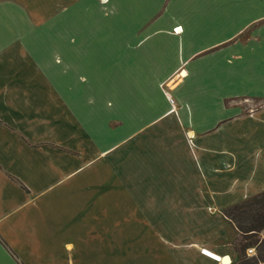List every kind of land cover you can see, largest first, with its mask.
<instances>
[{
	"label": "crops",
	"instance_id": "obj_1",
	"mask_svg": "<svg viewBox=\"0 0 264 264\" xmlns=\"http://www.w3.org/2000/svg\"><path fill=\"white\" fill-rule=\"evenodd\" d=\"M261 192L264 0H0V264H222Z\"/></svg>",
	"mask_w": 264,
	"mask_h": 264
},
{
	"label": "rangeland",
	"instance_id": "obj_2",
	"mask_svg": "<svg viewBox=\"0 0 264 264\" xmlns=\"http://www.w3.org/2000/svg\"><path fill=\"white\" fill-rule=\"evenodd\" d=\"M180 76V73H179ZM181 77V76H180ZM78 89H82V88H78ZM108 139H109V152L106 153L105 155H103L102 157L105 158L109 164L108 165V175H109V190H116L118 188V185L116 183V176L118 173V159L116 157V143L117 141V122L116 120H109L108 121ZM100 137V136H99ZM131 141V139H130ZM99 146V145H98ZM132 163V160L129 159L128 161L126 160L124 164L126 163ZM124 166L122 165L121 162V174H123V171H125V174H128L127 177H125V182H124V190L125 191H131L134 188L142 189V186L140 187L139 184H135L131 181V176H132V168L131 167H127L126 169L123 168ZM146 189H148V185H146ZM138 215L135 214V211L131 208V206H127L126 207V211L124 212V226H125V241L129 242L126 243L127 246L132 247L131 246V242H133V235L137 232H133L132 231V223L136 222L138 220ZM159 217V216H158ZM171 217V216H170ZM174 217V216H173ZM141 219H143L144 221H148L149 216L147 215H142L140 216ZM233 219V223L235 225L240 224L241 226L244 227H248L250 225L249 220L247 219V217L245 218H240L239 220L237 218H235L234 216L230 217ZM231 227H232V231L236 234L234 235L233 232L228 229L227 227L222 229V234L223 235H227L230 239L229 242L232 244L233 249L235 251V259L231 260L230 263L231 264H264V232H261L257 235L254 236H250V237H242L241 234H239L236 230L235 227L233 226L232 223L227 222ZM210 225H208L209 227ZM229 226V227H230ZM208 228L206 227V230ZM220 232V229H217ZM209 232V231H208ZM208 232H206L205 230L202 229H197L195 228L194 225H188L186 227L185 230H183L182 232L180 231H171V232H163V231H158V239H161L163 237H168L170 238L169 241H180V237L182 236V234L184 235V237L188 238V241L190 242H196V240H194V238H200V239H205L208 236ZM166 233H169V236H164ZM171 233V234H170ZM226 237V238H228ZM246 238H248L247 240H245ZM262 242V243H261ZM250 243H253L254 246L248 247L243 251V247L245 245H248ZM252 250V253L249 254L247 252V250ZM227 259V258H225ZM224 258L221 260L222 264H226V260ZM220 264V263H219Z\"/></svg>",
	"mask_w": 264,
	"mask_h": 264
},
{
	"label": "trees",
	"instance_id": "obj_3",
	"mask_svg": "<svg viewBox=\"0 0 264 264\" xmlns=\"http://www.w3.org/2000/svg\"><path fill=\"white\" fill-rule=\"evenodd\" d=\"M222 216L228 222L232 223L236 231L242 235V237H250L264 232V192H261L255 196L247 198L240 203L232 205L226 208ZM234 216L238 220L240 218H245L250 222L248 227L241 226L240 224L235 225L233 219L230 218ZM246 238L245 240H247ZM262 243V242H261ZM264 243V240H263ZM254 246L253 243L245 245L242 249L243 251Z\"/></svg>",
	"mask_w": 264,
	"mask_h": 264
},
{
	"label": "built area",
	"instance_id": "obj_4",
	"mask_svg": "<svg viewBox=\"0 0 264 264\" xmlns=\"http://www.w3.org/2000/svg\"><path fill=\"white\" fill-rule=\"evenodd\" d=\"M173 31H174L176 34H178L179 31H180V28H175ZM168 102H169L171 105H173V100H172V99L168 98ZM172 108H173V107H172ZM247 252H248L249 254H251V253H252V250H251V249H250V250H247Z\"/></svg>",
	"mask_w": 264,
	"mask_h": 264
},
{
	"label": "bare ground",
	"instance_id": "obj_5",
	"mask_svg": "<svg viewBox=\"0 0 264 264\" xmlns=\"http://www.w3.org/2000/svg\"><path fill=\"white\" fill-rule=\"evenodd\" d=\"M181 76L184 77V73L183 72L181 73ZM225 260H226V262H225L226 264H231L229 259H225Z\"/></svg>",
	"mask_w": 264,
	"mask_h": 264
},
{
	"label": "water",
	"instance_id": "obj_6",
	"mask_svg": "<svg viewBox=\"0 0 264 264\" xmlns=\"http://www.w3.org/2000/svg\"><path fill=\"white\" fill-rule=\"evenodd\" d=\"M225 259V258H224Z\"/></svg>",
	"mask_w": 264,
	"mask_h": 264
}]
</instances>
